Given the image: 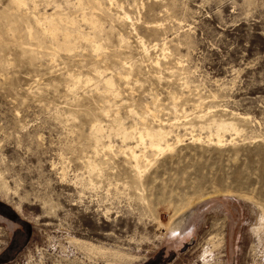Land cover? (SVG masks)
Wrapping results in <instances>:
<instances>
[{
	"label": "rangeland",
	"instance_id": "1",
	"mask_svg": "<svg viewBox=\"0 0 264 264\" xmlns=\"http://www.w3.org/2000/svg\"><path fill=\"white\" fill-rule=\"evenodd\" d=\"M0 264H264V0H0Z\"/></svg>",
	"mask_w": 264,
	"mask_h": 264
},
{
	"label": "bare ground",
	"instance_id": "2",
	"mask_svg": "<svg viewBox=\"0 0 264 264\" xmlns=\"http://www.w3.org/2000/svg\"><path fill=\"white\" fill-rule=\"evenodd\" d=\"M109 1H114V0H109ZM12 2L19 8L20 6H23V4H24V0H12ZM111 3V2H110ZM93 16V15H92ZM121 18H124L125 19V17H121ZM34 22H35V24L38 26V24L40 23V19H38V18H35V20H34ZM90 23L93 25V26H95V21L93 20V19H90ZM45 33V32H44ZM49 34H50V36H52V37H54L55 36V34H54V32L53 31H49L48 32ZM51 38V37H50ZM55 38V37H54ZM69 38V34L67 33V32H64L63 33V39L64 40H66V39H68ZM69 40V39H68ZM142 43H143V41L142 40H140ZM68 46H69V44H68ZM67 46V47H68ZM144 46V45H143ZM67 47H65L66 48V50H67ZM155 47V46H154ZM64 49V48H63ZM144 49V48H143ZM146 51V50H145ZM128 77V76H127ZM123 79V78H122ZM105 80V79H104ZM124 80H127V78H124ZM128 81V80H127ZM105 83H106V85L108 86V87H110V85L111 86H113L112 85V82H111V78L110 79H108V80H106L105 81ZM107 93V92H106ZM113 94V93H112ZM115 94V93H114ZM118 94V93H117ZM119 96V95H118ZM117 97V96H116ZM149 112V111H148ZM152 113V112H151ZM149 114H150V112H149ZM150 116H152V115H150ZM155 116V115H154ZM145 119V118H144ZM153 119H155V117L153 118ZM155 121H156V119H155ZM147 122V121H146ZM145 123V122H144ZM212 123V122H211ZM222 123V122H221ZM225 123V122H224ZM154 124V123H153ZM164 124H162V122H160V121H158V125H156L157 126V128H154V127H149V126H146V125H144V127L141 129V131H136L135 129H133L132 131H130V132H127V133H124V135H123V138L124 139H126V138H128V139H136L137 141V144L136 145H134V146H126L125 147V153H127L128 155H129V159H130V162L132 161V164H133V169H134V171L136 172L135 174H137V177L138 178H140L142 175H141V173L143 172H145L146 171V169H147V166L144 164V165H142V160L145 162V163H147L148 165H150L151 164V161H149V159H147V157L146 156H144V153H145V151L143 152L142 150V152L141 151H139V153L137 154V148H138V146H139V144H144L145 143V141L147 140V145H148V148L150 147L151 149H153V150H155L158 154L157 155H159V154H162V153H164L165 151H169L170 149H172L171 147H172V145L171 144H169V142H168V138H169V132H167V131H165L164 130V128L162 127ZM208 125V124H207ZM216 125H217V123H216ZM219 125V124H218ZM228 125V124H227ZM230 125V124H229ZM98 126V125H97ZM211 126V125H210ZM99 127V126H98ZM217 127V126H216ZM224 127V126H223ZM231 127H232V125H231ZM95 128V127H94ZM218 128H220L219 126H218ZM225 128V127H224ZM233 128H235L234 126H233ZM233 128H231L232 129V131H233ZM96 129V128H95ZM99 129V128H98ZM222 129V128H221ZM221 129H219L220 131H221ZM228 129V128H227ZM237 129H235V131H236ZM218 131V130H217ZM228 131V130H227ZM100 132V131H99ZM221 132H223V131H221ZM226 132V131H225ZM224 132V133H225ZM98 133V132H97ZM97 133H95V135L97 134ZM96 136H98V135H96ZM214 136H216V142H215V144L216 145H221L222 143H223V141L224 140H222V138L220 137V133L218 134H215ZM96 138V137H95ZM95 138H94V140H95ZM100 139V138H99ZM197 141H200V139L198 138V139H196ZM211 140V139H210ZM176 141H178L179 142V140L177 139ZM181 141V140H180ZM97 142V141H96ZM95 142V143H96ZM99 143V142H98ZM102 146V145H101ZM107 147H109V146H107ZM124 151V150H123ZM146 155V154H145ZM154 155V154H153ZM126 156V155H125ZM94 167V166H93ZM131 167V168H132ZM92 168V167H91ZM95 168V167H94Z\"/></svg>",
	"mask_w": 264,
	"mask_h": 264
}]
</instances>
